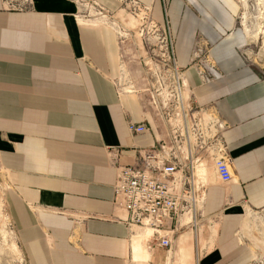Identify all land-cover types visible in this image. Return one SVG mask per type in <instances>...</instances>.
Returning <instances> with one entry per match:
<instances>
[{"label": "crops", "instance_id": "1", "mask_svg": "<svg viewBox=\"0 0 264 264\" xmlns=\"http://www.w3.org/2000/svg\"><path fill=\"white\" fill-rule=\"evenodd\" d=\"M12 1L0 0V167L10 177L6 205L28 263L166 264L175 249L176 261L168 256L167 264H250L246 215L264 211V79L241 57L237 1L168 0L176 65L193 110L223 126L209 145L225 149L231 182L220 184L209 168L197 230L184 217L169 231L170 251L153 247L150 254L144 244L152 235L127 225V214L114 207V186L117 167L165 140L168 127L140 97L113 86L118 59L110 30L79 25L66 0H32L22 12L10 9ZM96 1L109 10L120 4ZM136 1L152 6L163 24L159 0ZM197 35L211 44L221 75L209 84L195 67ZM129 123L146 130L132 134Z\"/></svg>", "mask_w": 264, "mask_h": 264}, {"label": "built area", "instance_id": "2", "mask_svg": "<svg viewBox=\"0 0 264 264\" xmlns=\"http://www.w3.org/2000/svg\"><path fill=\"white\" fill-rule=\"evenodd\" d=\"M9 7L19 12L31 10L32 0H13ZM164 53L161 70L167 69L168 82L173 89L171 98L176 106L172 111L167 108L166 112H161V122L169 129L168 136L149 149L137 150L133 165L117 167L113 204L127 214L128 226L153 231L148 249L157 247L170 251L169 231L173 226H181V220L186 217L188 222L183 225L192 224L194 230L198 228L195 216L208 186L206 172L209 168L222 185L231 182V172L225 149L209 145L223 126L214 116L199 114L192 105L190 107V93L176 65L173 50ZM195 67L203 84L221 78L209 57L199 59ZM145 130L142 125L128 124L132 134ZM112 160H118L117 152ZM198 168L203 169L201 175ZM167 226L169 230H165ZM198 253L196 249V255Z\"/></svg>", "mask_w": 264, "mask_h": 264}, {"label": "rangeland", "instance_id": "3", "mask_svg": "<svg viewBox=\"0 0 264 264\" xmlns=\"http://www.w3.org/2000/svg\"><path fill=\"white\" fill-rule=\"evenodd\" d=\"M66 1L76 6L75 19L79 25H86L96 30L103 28L112 32L118 59L117 71L112 80L113 86L118 94L140 97L144 109H147L151 118L161 122V112H166L167 108L172 111L176 107L171 98L173 89L168 82L167 69L161 70L164 51L169 53L172 49L175 59L174 36L167 19L168 0H159L163 16L162 25L154 20L152 6L141 4L136 0H117L120 4L114 10L105 8L96 0ZM153 1L155 0H152V3ZM179 1L184 6H188L186 0ZM236 1L239 9L236 28L244 33L246 40L240 50L241 57L264 79V0ZM196 37L193 56L198 63L199 59L210 57L211 44L200 35ZM197 170L200 175L203 173L202 168ZM9 182L10 177L0 167V264H29L17 242L14 225L6 205L5 195ZM246 216L244 235L253 250L250 264H264V211L249 212ZM204 230L201 227L198 233L201 240L199 249L205 245ZM213 234L215 228L211 230L210 235ZM13 244L17 249L16 252L13 251ZM148 246V243H145L144 249L150 254ZM184 248L181 247V250ZM189 248L191 251V247ZM177 252L178 250L173 249L168 254L171 262L176 261ZM168 256L167 261H169Z\"/></svg>", "mask_w": 264, "mask_h": 264}, {"label": "bare ground", "instance_id": "4", "mask_svg": "<svg viewBox=\"0 0 264 264\" xmlns=\"http://www.w3.org/2000/svg\"><path fill=\"white\" fill-rule=\"evenodd\" d=\"M132 229H133V231L137 230V228H132ZM146 231L149 233V235H152V233H153V231H152L151 229H146ZM150 238H151V236H150ZM150 238H149V239H150ZM12 248H13V251H14V252L17 251V249H16V247H15L14 244L12 245Z\"/></svg>", "mask_w": 264, "mask_h": 264}]
</instances>
